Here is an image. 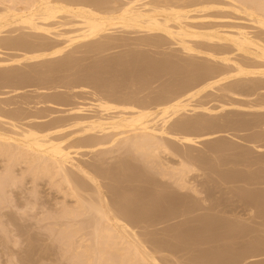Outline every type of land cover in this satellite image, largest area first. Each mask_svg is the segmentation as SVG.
Segmentation results:
<instances>
[{"label":"bare ground","instance_id":"6f19581e","mask_svg":"<svg viewBox=\"0 0 264 264\" xmlns=\"http://www.w3.org/2000/svg\"><path fill=\"white\" fill-rule=\"evenodd\" d=\"M124 33L131 34L129 39L140 33L138 39L132 37L136 44L169 42L188 60L173 62L169 56L165 64L144 53L127 52L107 62L85 64L76 55L126 44ZM72 75L78 78L70 80ZM163 77L168 79L165 90L157 95L142 97V91L128 90L131 82L143 85L140 90L155 78L166 80ZM76 81L81 89L86 85L99 90H87L93 95L89 104L78 99L74 103L76 92L75 99L67 92L35 97L19 93L30 86H36L35 91L63 86L70 90ZM1 87L11 89L4 91L7 94L18 92L12 101L0 100V160L5 161L0 168V211L14 202L13 193L20 191L16 190L23 179L30 178L34 188L35 201L24 204L27 208L38 203L44 208L47 202L40 204L36 188L42 183L50 186L55 191L53 208L48 214L40 212L52 220L46 221L48 227L57 228L55 238L64 240L78 264H167L169 254H163L167 260L159 254H173L177 245L167 241L171 247L165 246L166 242L155 240L159 229L156 236L145 229L203 221L196 212L218 210L225 200L214 204L210 200L208 206L199 202L208 201L202 195L212 193L210 189L217 195L243 187L236 200L244 206L234 201L236 206L231 207L228 200L230 205L224 203L222 210L242 207L264 217V0H0ZM210 90L234 98L219 99L217 107L197 100ZM46 103L55 109L39 106ZM62 106L66 108L58 109ZM228 109L237 115L214 118L216 112ZM233 130L251 131L244 136L247 144L239 145L241 151L236 153L237 144L222 139L237 137ZM56 193L61 200L55 201ZM220 216L209 215L214 219L206 222L216 225L213 222H221ZM181 231L174 237L184 236ZM256 248L250 256L258 255ZM229 255L225 256L230 261L234 255Z\"/></svg>","mask_w":264,"mask_h":264},{"label":"rangeland","instance_id":"374dc122","mask_svg":"<svg viewBox=\"0 0 264 264\" xmlns=\"http://www.w3.org/2000/svg\"><path fill=\"white\" fill-rule=\"evenodd\" d=\"M118 34V33H117ZM129 34V33H128ZM127 33L125 34L124 33V35L123 36H127V41L126 42H128L129 43V41L131 42V43H133V44H131V45H129L128 43H126V44H121V45H118V46H116V47H114V48H112V49H110V50H108V51H105V52H99V51H89V52H77L76 53V55H78V56H80V57H82L83 58V63H85V64H90V63H92L93 61H95V60H103L104 62H107V60L108 59H110V58H113L114 56H120V55H123V54H126L127 52H136V53H144V54H146L147 56H150V57H148L150 60H154L155 59V61L157 62V60H158V62H164L165 63V61H167L168 63L170 62L169 61V59L168 58H170L171 56H175L176 57V59L174 60V58L173 57H171V60L174 62V61H176V60H180V61H182V62H185L186 61V58H187V60H188V57H187V55L185 54V53H182L180 50H179V47H177L176 45H172L171 43H169V42H167V43H164V44H161L162 46H160V45H155V46H153V45H141V44H136L137 43V40H135V39H138L140 36H141V34L139 33V37H137L138 36V34H136V35H134V34H132V36H131V38L129 39V36L131 35H128ZM118 35H122V34H118ZM144 36H148V35H145V34H143ZM134 36V38L135 39H132V37ZM153 38H155V39H158V37L156 38V37H153ZM129 40V41H128ZM131 40H135L134 42H132ZM128 44V45H127ZM157 46V47H156ZM160 46V47H159ZM178 50V51H177ZM73 51H75V50H73ZM172 52V53H171ZM168 53H170L169 55H168ZM175 53V54H174ZM177 53V54H176ZM179 54V55H178ZM165 55H167V56H165ZM178 55V56H177ZM182 57H181V56ZM170 56V57H169ZM164 57H166V59H168V60H166V59H164ZM180 59H179V58ZM185 57V58H184ZM160 58L162 59V60H164V61H162V60H160ZM183 58H184V60H183ZM88 62V63H87ZM165 63V64H168V63ZM164 63H162V64H164ZM25 68H28V67H25ZM77 68H79V67H77ZM167 70V71H166ZM165 71H166V74L167 75H165L166 77L168 76V78L170 77V72H168V71H170V68H169V66L165 69ZM82 74L81 75H84L85 74V71H80ZM79 72V73H80ZM169 74H168V73ZM84 73V74H83ZM165 74V73H164ZM81 75H79V76H81ZM76 77L77 75H72V77ZM71 76H70V80H75V79H77L78 77H74V78H72ZM166 77L164 78L163 77V80L164 79H166ZM168 79H166V80H164V81H162V80H158V79H153L152 81H151V83L152 84H150L149 83V85H148V87L146 88V87H143L144 89H140L139 90V88H142V86H140L137 82H131V84H134L132 87H131V84L129 83L128 85H130V86H128V88H130V89H128L129 91H135V89L137 90V91H139V92H141L140 93V95L142 96V97H145V96H148V95H151V96H154V94L155 95H157L156 93H161L160 91H162V92H164V88H165V84H163L165 81H167ZM154 81V82H153ZM162 81V82H161ZM81 83V81H79V84ZM75 84V83H74ZM136 84H138L137 86H136ZM162 84L164 85V87L162 86ZM76 85H78V82L76 81ZM74 86V88L72 89V88H70V90H72V91H70L69 90V88L68 87H66V88H64V86L63 87H57L56 89L55 88H43V89H40V90H34L33 88L34 87H36V86H30V87H28V88H25V90L23 89V91L21 90L19 93L22 95V96H30V97H35V96H37L39 93L40 94H42V95H46V93H47V95H55L56 93H61V94H65L66 92V95H68V96H70V95H72V96H70V97H73V99H75L77 96V98H76V101L75 100H73L72 98V100L74 101V103L75 102H78V100H81V103H83V104H89V102H90V98L91 99H93V95H90V94H92V93H89V91H87L88 89L89 90H95V91H97V88H95L94 86H84L83 85V87H85V88H80V87H82V85H78V86ZM147 86V85H146ZM86 87H88V88H86ZM139 87V88H138ZM163 87V88H162ZM4 88V89H3ZM5 88H7V89H5ZM92 88H94V89H92ZM138 88V89H137ZM1 90H0V100H5V101H7V99H10L9 97H11V101L12 100H14L15 98H12L13 96H15L16 94H17V92H11V93H5L4 91H10L11 89L9 88V90H8V87H1L0 88ZM84 89V90H83ZM46 90V91H45ZM69 90V91H68ZM81 90H83V91H81ZM25 91V92H24ZM35 91V92H34ZM90 91V92H91ZM99 91V90H98ZM97 91V92H98ZM30 92V93H29ZM36 92H38V93H36ZM76 92V94L75 95H77V96H75L74 95V93ZM209 92V91H208ZM208 92H206V94H208ZM211 92V93H210ZM210 92H209V94L208 95H206L205 93L203 94V96L202 97H198L197 98V100H202L203 99V101L204 102H207V101H210V102H207L208 103V105H214L213 107H217L218 106V100L220 99V101H223L222 99H224V101L226 100V101H229L228 99H233L234 97H223V95H222V97H221V94H222V92H220V91H212V90H210ZM2 93L3 94H7V95H2ZM45 93V94H44ZM49 93V94H48ZM51 93V94H50ZM55 93V94H54ZM69 93V94H68ZM71 93H73V94H71ZM35 94V95H34ZM107 94V93H106ZM57 95V94H56ZM144 95V96H143ZM5 96H8V97H5ZM4 97H5V99H4ZM2 98V99H1ZM70 99V102H73L72 100ZM78 99V100H77ZM9 101V100H8ZM218 101V102H217ZM80 102V101H79ZM218 103V104H217ZM51 106H52V104H50ZM49 105V103L47 104H40L39 106H47L48 108H46L47 110H49V109H51L52 107H53V109H55V107L54 106H50ZM58 105H56V107H57ZM60 107H61V105H59ZM64 106V105H63ZM62 106V108H60V107H58V109H64V108H66V106L65 107H63ZM50 107V108H49ZM57 109V108H56ZM242 111V110H241ZM199 113H201V111H198ZM219 112H221V111H219ZM219 112H216L217 114L216 115H214V118L215 119H219V118H221V117H223V116H225V115H232V116H234L235 114L237 115V113H234V115H233V112H238V111H229V109H228V111L226 112V111H222V113L221 114H219ZM232 112V113H231ZM226 113H228V114H226ZM230 113V114H229ZM202 114V113H201ZM223 114V115H222ZM225 114V115H224ZM217 115H218V118H217ZM220 115V116H219ZM234 131V130H233ZM237 131V130H236ZM236 131H234L232 134L233 135H235V136H237V137H235L234 138V136H232L231 137V135H229V137L228 136H226L225 135V137L224 138H222V139H225L227 142H230V143H235V145L234 146H236V144H237V148L234 150V153H236V152H238V150L239 151H241V148L242 147H240V146H243V145H246L247 143H245L246 141L244 140V136H245V133H246V135L247 134H249V132L251 133V131H244V130H238L237 132ZM242 137V138H241ZM237 138V139H236ZM239 138V139H238ZM241 138V139H240ZM228 139L230 140V141H228ZM221 140V139H220ZM220 140H218V141H220ZM244 141V142H243ZM215 142H217V141H215ZM232 143V144H233ZM240 145V146H239ZM202 148V147H201ZM237 150V151H236ZM223 156V154L221 155V157ZM1 157V156H0ZM86 158V157H85ZM2 159H3V157H2ZM5 161H3L2 162V160H0V168L3 170L4 168V165H5V163H4ZM0 169V172L2 171ZM217 175V174H216ZM216 175H213L212 177H214V178H216V179H218L219 178V176H216ZM202 177H207L206 175H204V176H202ZM29 179L30 178H26V179H23V181H22V184L20 183V189H17L16 191H18V190H20V191H18V192H15V194L13 193V195H14V198H15V200L17 201V202H19L20 203V205H22L21 207H19L20 205H19V203H16V201L14 200V202H11L10 204L8 203V205H7V208H5V209H3V210H1L0 212H5V213H7V214H3V213H0V264H76L75 263V261H76V259L74 258V257H72L73 255H72V250L70 251V250H68V248H67V246H66V244L64 243V240H62L61 238H60V236H59V238H55L56 236L55 235H58L57 234V228L55 229V227L53 228V226H50V227H52L53 229H51L50 227H48V225H51V224H47V222L48 223H51V221L52 220H50V219H48V218H46V214H44V216H43V214L40 212V211H42L43 213L45 212V213H49V211L51 210L50 208H53V207H51V206H53V204H54V199H53V201H52V199L51 198H54V196H55V194L52 196V194H53V192H55L54 191V189H51L50 188V186H46V184L44 185L42 182H40V185H41V183H42V185L38 188H36L37 190H36V192L37 193H40L39 195L42 197V200L43 201H39L40 202V204H42L43 202L46 204V202H47V204L49 205V203H51V202H53V204L51 203L50 204V207L49 206H46V205H44L45 207L43 208V204L42 205H39V203L37 204L39 207H41V208H43V210H40L39 208H38V206L36 205V209L38 210H36V211H30V210H26V209H28L24 204H28V202L30 201H35L34 199H35V196H34V193H33V184H32V182H30L29 181ZM220 179V178H219ZM24 182V183H23ZM111 183H113V182H111ZM25 186H24V185ZM239 185V184H238ZM27 186V187H26ZM264 186V185H263ZM22 187V188H21ZM258 187H260V185H257V188ZM28 188V189H27ZM234 188V187H233ZM235 188H238V187H235ZM234 188V189H235ZM243 187H240V188H238V189H240V191L238 190H236L237 192H233V190L231 191L230 190V192L227 190L228 188H226V190L227 191H224V190H222V192H224L223 194H222V192H220V191H216L215 193H217V192H220V194L218 193L217 195H214V192L212 191L213 189H210L211 190V192L212 193H209L208 191L206 192V193H203V195H202V198H204V197H206L207 198V202H204L203 200H198L199 202H201V203H207V204H205V205H211L212 203L214 204V202H216L217 203V201L218 200H222L223 201V199H225L224 200V202H223V204L225 203L226 205H230L231 207L233 206V207H235L236 205L237 206H240V204H241V206H244V204H243V202L242 201H240L239 202V200H236V199H239L238 198V195L240 194H242L245 190L243 189L242 191H241V189H242ZM22 189V190H21ZM114 190L116 189V188H113ZM218 189V188H217ZM25 190V191H24ZM30 190V191H29ZM32 190V191H31ZM38 190H39V192H38ZM117 190V189H116ZM234 190V191H235ZM41 191V192H40ZM20 192V193H19ZM22 192V193H21ZM31 194H30V193ZM226 192H229V193H227L226 194ZM241 192V193H240ZM209 193V194H208ZM237 193V194H236ZM29 194H30V197H29ZM57 195L59 194V193H56ZM204 194H205V196H204ZM210 196H212V195H214L213 197H214V199H213V197H207L208 195ZM56 195V196H57ZM221 195L223 196L224 195V197H221ZM234 197V196H237V198H232L231 199V197L232 196ZM17 196V197H16ZM27 196V197H26ZM204 196V197H203ZM216 196V197H215ZM218 196H220L222 199H220V197L219 198H217ZM229 196H231L230 197V199H229ZM59 197H62L60 194L58 195V197H56L55 198V201H57V199L58 200H61ZM227 197V198H226ZM18 198L20 199V200H18ZM26 198H28V201H27V199ZM47 198L48 199H50V200H47ZM119 199L117 196H115V199ZM199 198H201V197H199ZM201 198V199H202ZM210 198V199H209ZM45 199V200H44ZM216 199V200H215ZM235 199V200H234ZM210 200H212V203H211V201ZM228 200H229V202H231L230 204L228 203L227 204V202H228ZM232 200V201H231ZM22 201V202H21ZM222 201H219L218 203H221ZM227 201V202H226ZM234 201H237V203L236 202H234ZM232 202H233V204H232ZM240 204H239V203ZM15 203H16V205H15ZM215 203V204H216ZM235 203H236V205H235ZM223 204L221 203V205H222V207L220 206L219 208H218V210L217 209H215V211H213V210H211V211H207L206 209L205 210H201V212H200V214L203 212L204 214H206L205 215V217L203 216V214H199L198 215V213L196 212L195 213V216L197 215V218L198 217H200V218H202L203 219V221L201 220V219H199L198 218V220H195L193 223L195 224V225H193V223L192 222H187V224L189 225V227L190 228H188L187 227V224L186 223H181L180 225L178 224V226H177V224H173L174 226H168L169 224H160L159 226H157V229H156V227H148V228H146L145 230H147V229H149L148 230V232H150L151 230L153 231V229H154V231L152 232H150V233H153L155 236L156 235H158L159 233H157V231H159L161 234H159L158 236H156V238H155V240L157 241H161V244H162V241L163 242H166L167 243V241H168V243H172L173 242V244L175 243L176 245H177V247L176 248H178L177 250H176V248L175 249H173L174 250V252H173V254L176 256V257H174V255L170 252V251H165V252H162V253H160L159 254V256L161 255V256H163L164 257V260H167V259H169V260H167L166 262H168L167 264H171L172 263V261L171 260H173V261H175V263H178L180 260L182 261L180 264H201V261H202V263L203 262H205V263H203V264H207L206 262H210V264L212 263V264H217L218 262H222V260L225 258V257H227V261H224L223 260V262H225V264H227L226 262H229V263H231L232 264V262L234 261V258L233 257H235L236 259L235 260H243L244 258V262H240L241 264L243 263V264H262L261 262H263V264H264V217H262V216H260V214H258L259 216H256V215H254L255 214V212L253 211L252 213L251 212H249V211H247V210H243L242 209V207L241 208H237L236 210H234V211H227V210H222V208H223ZM224 204V205H225ZM239 204V205H238ZM10 205H12L11 207H10ZM18 205V206H17ZM9 206V207H8ZM15 206V207H14ZM17 206V207H16ZM26 209H25V208ZM48 207V208H47ZM21 208H24V209H21ZM221 208V209H220ZM45 209H46V211H45ZM50 209V210H49ZM5 210V211H4ZM26 210V211H25ZM200 211V210H199ZM206 211V212H205ZM222 211V212H221ZM223 211H225V212H223ZM245 211H247V212H245ZM209 212V213H208ZM40 213V214H39ZM208 213V214H207ZM252 214L253 215V217L252 216H250L249 217V215L248 214ZM258 213V212H257ZM9 214H10V216H9ZM216 214V215H215ZM219 214V215H218ZM250 214V215H251ZM43 216V219L41 218L42 216ZM46 215V216H45ZM211 216V215H213V217L214 218H217L218 216H220L219 217V219H220V221L221 222H223L224 223V225H222V223L221 222H213V223H216V225H214V224H211V223H207L208 221H212V219H214L213 217H212V219L211 218H209L208 216ZM218 215V216H217ZM223 215V216H222ZM16 218V219H14V217ZM202 216V217H201ZM215 216H217V217H215ZM255 216L257 217V219L255 218ZM10 217L11 218H13L12 220H9L10 219ZM47 219H45V218ZM224 217V218H223ZM227 218V220L229 221H227V220H225L226 218ZM209 219V220H207V219ZM222 218V219H221ZM234 218V219H233ZM249 218H252V219H249ZM256 220H255V219ZM259 218V219H258ZM205 219V220H204ZM211 219V220H210ZM232 219V220H231ZM240 219V220H239ZM16 220V221H15ZM199 220H201V221H199ZM206 220H207V222H206ZM223 220V221H222ZM238 220V221H237ZM2 221V222H1ZM18 221V222H17ZM47 221V222H46ZM50 221V222H49ZM196 221H198V222H196ZM227 223H229V224H227ZM233 222L234 221V223L232 224L231 222ZM16 222V223H15ZM240 222V223H239ZM203 223V224H202ZM204 223H207V224H209L210 226H206V224H204ZM219 223H221L220 225H222V226H220V225H218ZM245 225H244V224ZM5 224V225H4ZM192 224V225H191ZM197 224V225H196ZM201 224V225H200ZM233 226H232V225ZM163 225V226H162ZM171 225V224H170ZM187 227V228H185V226ZM193 226V228L195 229V231H194V229H192V227L191 226ZM204 225V226H203ZM218 225V226H217ZM225 225H227L228 226V229H227V226H225ZM234 225L236 226H239V227H241L242 228V230L244 229V231L243 232H241L240 230H241V228H239V227H237L238 229L236 230V229H234ZM242 225H244V226H242ZM5 226V227H4ZM169 228H168V227ZM48 227V228H47ZM158 227H160V228H158ZM162 227H163V229H162ZM177 227V228H176ZM185 228V229H182V228ZM205 227H207V232H206V228ZM213 227H215V229L213 228ZM219 227V228H218ZM51 230H50V229ZM152 228V229H151ZM212 230H211V229ZM234 229V231H232V229ZM159 229V230H158ZM182 230L181 231V233L184 235V236H182V235H180V237L179 236H176V237H174L175 235L174 234H177V235H179L180 234V230ZM186 229H190L191 231H192V233L193 232H195V233H193V235L191 236V234L192 233H190L189 231L190 230H187L186 231ZM19 230H20V232H19ZM54 230V232H51V231H53ZM55 230H56V232H55ZM164 230H168V232H163ZM171 230V231H170ZM176 230V231H175ZM179 230V231H178ZM183 230H185V233L183 232ZM205 230V231H204ZM212 232H211V231ZM213 230H214V232H213ZM215 231H216V234H215ZM235 231H238V232H235ZM248 231V232H247ZM163 232V233H162ZM179 232V233H178ZM197 232V233H196ZM251 232V233H250ZM51 233H53V235L51 234ZM165 233H167V234H165ZM171 233V234H170ZM210 233H212V234H210ZM236 233V234H235ZM239 233V234H238ZM257 233V234H256ZM51 234V235H50ZM170 234V235H169ZM213 234H215L216 235V237H215V235H213ZM49 235V236H48ZM165 236L166 238H164L163 236ZM169 235V236H168ZM173 235V236H172ZM187 236V238H186V236ZM237 235V236H236ZM182 236V237H181ZM190 236V237H189ZM29 237V238H28ZM58 237V236H57ZM161 237H163V238H161ZM167 237H171V238H167ZM172 237H174V238H172ZM157 238H159V239H157ZM175 238H180V241H182V240H184L183 242H178L179 240L178 239H175ZM252 238V239H251ZM57 239H60L59 241H62V244H61V242L59 243V241L57 240ZM162 239V240H161ZM167 239H169V240H167ZM55 240V241H54ZM186 240V241H185ZM157 241V242H158ZM176 241V242H175ZM254 241H256V242H258V243H256V242H254ZM64 243V244H63ZM164 244L163 243V245H165V246H170L171 244ZM187 243V244H186ZM254 243V244H253ZM255 243H256V245H255ZM172 244V245H173ZM64 245V246H63ZM176 245H174L173 246V248L176 246ZM251 245H254V247H252ZM260 245H261V247H260ZM251 246V247H250ZM256 246H257V248H258V250H256V251H258L257 253H258V255L257 254H255L254 256H250L251 254H253L254 252H253V250H254V248H256ZM171 247V246H170ZM227 247V250H229L230 251V253L228 252V254H226L225 252H227L226 251V248ZM250 247V248H249ZM179 248H181V249H179ZM225 250H224V249ZM256 248V249H257ZM63 249V250H62ZM67 249V250H66ZM222 249H223V251H224V253H225V255H229V256H231V254L232 255H234L232 258H229L230 259V261L228 260V256H225L224 254H223V251H222ZM238 249V251H236ZM248 249H250V250H248ZM262 249V250H261ZM179 250V251H178ZM181 250V251H180ZM64 251H66L65 252V254L66 255H69V256H66V255H64L63 254V252ZM70 251V252H69ZM176 251V252H175ZM192 251V252H191ZM205 251V252H204ZM250 251V252H249ZM255 251V250H254ZM168 252V253H167ZM170 252V253H169ZM188 252V253H187ZM220 252H222V253H220ZM234 252V253H233ZM238 252H239V254H238ZM245 253V254H247V255H245V254H243V253ZM248 252V253H247ZM177 253V254H176ZM260 253V254H259ZM163 254H166V256H167V254H169L168 256H170L171 257V255H172V257H174V258H168V256H167V259H165V256L163 255ZM191 254V255H190ZM205 254H207L208 256H209V258H207V257H205L204 255ZM218 254H221V255H218ZM236 254H238V256H236ZM242 254V255H241ZM222 255H224V256H222ZM241 255V259L240 258H238L239 256ZM247 256L248 258L246 259V257H242V256ZM201 256H204L203 258L201 257ZM214 256H222V258L221 257H219V259H221V260H214V259H218V258H214ZM178 257V258H177ZM69 258V259H68ZM75 260H73V259ZM209 259V261L207 260V259ZM203 259H204V261H203ZM231 259H233V260H231ZM201 260V261H200ZM207 260V261H206ZM238 260L237 261H234V263L235 262H238ZM169 261H170V263H169ZM178 261V262H177ZM214 261L216 262V263H214ZM77 262V261H76ZM223 262L222 263H219V264H223ZM228 263V264H229ZM233 263V264H234ZM77 264H78V262H77Z\"/></svg>","mask_w":264,"mask_h":264},{"label":"clouds","instance_id":"9594fccd","mask_svg":"<svg viewBox=\"0 0 264 264\" xmlns=\"http://www.w3.org/2000/svg\"><path fill=\"white\" fill-rule=\"evenodd\" d=\"M27 210L36 211V207L35 206H29V208Z\"/></svg>","mask_w":264,"mask_h":264}]
</instances>
